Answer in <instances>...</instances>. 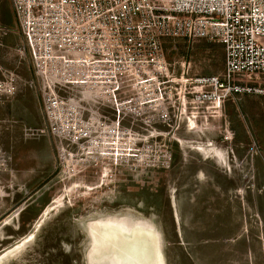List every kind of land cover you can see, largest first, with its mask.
Here are the masks:
<instances>
[{
  "label": "rangeland",
  "instance_id": "rangeland-1",
  "mask_svg": "<svg viewBox=\"0 0 264 264\" xmlns=\"http://www.w3.org/2000/svg\"><path fill=\"white\" fill-rule=\"evenodd\" d=\"M0 3V78L16 77L23 105L0 108V257L19 244L0 264H87L93 227L123 220L153 228L163 264H264V98L190 100L196 79L222 81L219 44L167 42L166 84L121 76L113 103L60 90L80 114L72 141L47 133L41 79Z\"/></svg>",
  "mask_w": 264,
  "mask_h": 264
},
{
  "label": "built area",
  "instance_id": "built-area-1",
  "mask_svg": "<svg viewBox=\"0 0 264 264\" xmlns=\"http://www.w3.org/2000/svg\"><path fill=\"white\" fill-rule=\"evenodd\" d=\"M8 1L20 36L16 53L27 52L41 79L37 93L47 133L60 124L61 136L81 139L74 127L80 114L74 115L69 104L75 99L60 91L67 86L113 103L124 86L121 76L134 79L131 88L148 76L158 77L156 88L166 84L167 42L183 41L190 50L199 42L222 47V81L196 79L191 101L264 98V0ZM7 32L0 26V35ZM17 86L14 75L0 78V107L16 95ZM133 99L114 107L135 104ZM2 156L0 149V166Z\"/></svg>",
  "mask_w": 264,
  "mask_h": 264
},
{
  "label": "water",
  "instance_id": "water-1",
  "mask_svg": "<svg viewBox=\"0 0 264 264\" xmlns=\"http://www.w3.org/2000/svg\"><path fill=\"white\" fill-rule=\"evenodd\" d=\"M123 222H127L126 225L129 226L128 221L123 220ZM117 223L119 222L110 221L108 223L97 224L96 226L93 227L91 233L92 245H91V250L87 255V264L99 263L102 260V258H103L102 261H104L106 259L105 257H107V253L109 252L111 247L115 244L117 245L125 244V248L128 247V251H126L128 253L130 252V249L133 251L132 246H129V244H127V240L129 239L127 235L128 234L127 230H125L122 226H119ZM140 228L143 227L139 226V229ZM150 234H151L150 237L153 239L155 234L153 232V228H151ZM157 240H158V236L156 237L155 243L156 246L157 245L159 246L156 248H157V252L160 254L161 253L160 242ZM129 254H130L129 257H127V259L124 260V264H153L152 259L153 256L155 255V252L154 251L150 252L147 250V257L145 256L146 261L144 259L141 260L140 259L141 256H139V254L136 252H132L133 255L131 253Z\"/></svg>",
  "mask_w": 264,
  "mask_h": 264
},
{
  "label": "bare ground",
  "instance_id": "bare-ground-1",
  "mask_svg": "<svg viewBox=\"0 0 264 264\" xmlns=\"http://www.w3.org/2000/svg\"><path fill=\"white\" fill-rule=\"evenodd\" d=\"M73 140H76V139H73ZM113 222H116V221H113ZM131 222H133V221H131ZM126 223L127 222H123V221L121 222L120 221L117 224L119 226H122L125 230H127V233H128L127 235L129 237V239L127 240V244H129V246H132V249H133V251L130 249L129 253L132 254V252H136L139 254V256H141V258H140L141 260L142 259L145 260V256L147 257V250L150 252L154 251L155 255L153 256V259H152L153 264H162L160 254L157 252V248H156L159 246L158 245L156 246V243H155L157 235L154 236L153 239L150 237L151 236V234H150L151 227H149L150 225L149 226L144 225V224H141L139 222V223H135V225L133 227H131V226H127ZM139 226L143 227V228H140L142 230L139 229ZM133 228H134V230H133ZM17 248H19V244H18V246H16V247L12 248L11 250H8L7 252H5L0 257V262L6 260L8 258V256L13 254V252L15 250H17ZM126 251H128V247L125 248V244H121V245L115 244L111 247V249L107 253V257H105L106 259L104 261H102L103 260V258H102V260L96 264H124V260H126L127 257H129V255H130Z\"/></svg>",
  "mask_w": 264,
  "mask_h": 264
},
{
  "label": "crops",
  "instance_id": "crops-1",
  "mask_svg": "<svg viewBox=\"0 0 264 264\" xmlns=\"http://www.w3.org/2000/svg\"><path fill=\"white\" fill-rule=\"evenodd\" d=\"M1 4V3H0ZM1 7V6H0ZM10 10H11V8H10ZM11 13H12V11H11ZM13 14V13H12ZM0 21H2L1 23L3 24V26L6 28V29H10V28H12L11 26H12V24H10V23H7L5 20H4V14H3V11L2 12H0ZM1 26V25H0ZM14 27V26H13ZM9 32V31H8ZM6 35V34H5ZM5 35H0V47L1 48H3L4 46L3 45H8L10 42V40L8 39V38H5ZM17 40H18V38H17ZM17 45H18V41H17ZM3 46V47H2ZM7 47V46H6ZM8 106H10V107H13V108H15V109H17V106H23V105H21V103L19 102V103H14V101L13 100H7V101H5L4 103H3V105L0 107L1 109H4V110H6V108L8 107ZM23 108H26L25 106L23 107ZM2 204V203H1Z\"/></svg>",
  "mask_w": 264,
  "mask_h": 264
}]
</instances>
